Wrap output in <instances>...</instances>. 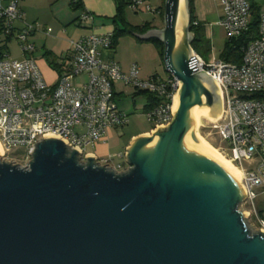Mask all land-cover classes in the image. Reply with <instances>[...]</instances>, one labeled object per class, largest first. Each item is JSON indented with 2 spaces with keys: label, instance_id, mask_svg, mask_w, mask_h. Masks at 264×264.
<instances>
[{
  "label": "water",
  "instance_id": "1",
  "mask_svg": "<svg viewBox=\"0 0 264 264\" xmlns=\"http://www.w3.org/2000/svg\"><path fill=\"white\" fill-rule=\"evenodd\" d=\"M190 21L189 0H165L162 28L132 32L163 43L181 86L173 119L131 138L126 170L57 137L37 141L27 167L0 158V264H264L242 177L188 132L190 113L221 105L194 72Z\"/></svg>",
  "mask_w": 264,
  "mask_h": 264
},
{
  "label": "built area",
  "instance_id": "2",
  "mask_svg": "<svg viewBox=\"0 0 264 264\" xmlns=\"http://www.w3.org/2000/svg\"><path fill=\"white\" fill-rule=\"evenodd\" d=\"M19 1L0 0L1 160L27 167L35 143L45 137H57L79 150L84 161L89 155L84 151L87 145L102 140L108 129L127 123V114L117 109L114 99V85L118 81L156 98V105L145 111L153 129L156 125L166 126L173 119V100L179 93L180 81L172 75L141 78L136 63L123 72L117 62L104 59L103 51L113 46L112 32L70 40L69 49L61 54L58 80L47 82L33 55L36 47L30 40L41 26L25 21ZM128 2L137 9L143 0ZM220 2V24L227 39L238 38L248 31L249 1ZM92 22L93 15L81 9L77 23L91 25ZM50 32L51 28L45 29V33ZM14 40L19 47L18 57L10 56L8 44ZM192 51L198 61V70L194 72L209 75L220 94L219 116L210 122L213 133L220 138L218 149L240 167L241 185L247 195L244 203L254 205L257 198L254 189L264 190V13L258 18V36L247 42L240 63L221 59L207 62ZM82 76L85 80L77 83L76 79ZM18 149L23 150L20 158L14 154ZM98 161L117 172L129 167ZM244 162L250 167H245ZM258 220L264 230V218Z\"/></svg>",
  "mask_w": 264,
  "mask_h": 264
},
{
  "label": "crops",
  "instance_id": "3",
  "mask_svg": "<svg viewBox=\"0 0 264 264\" xmlns=\"http://www.w3.org/2000/svg\"><path fill=\"white\" fill-rule=\"evenodd\" d=\"M71 1H19V8L25 21L37 22L41 26V30L33 34L30 40L34 43L36 50V42L38 44L40 42L38 48L49 53V56L44 55L39 63V68L49 83H55L59 78L61 62L58 61L57 54L61 55L69 49V40H78L92 33L100 35L114 32L119 27L127 29L146 26V31H133V33L143 35L147 30L163 26L165 0H143L137 9L131 8L126 0H78L82 8L93 15L91 25L77 23V17L82 8L72 7ZM248 1L252 7L250 16L252 21L264 13V0ZM119 5L121 7L118 10ZM192 6L195 20L203 30L204 44L209 48L200 56L207 62L219 60L227 42L225 30L220 24L221 2L220 0H192ZM47 28H51L48 34L45 33ZM149 39H141L132 33H124L118 37L117 43L112 48L103 51V58L117 62L123 72H127L130 65L136 63L139 66L141 78L151 76L166 78L170 74L164 68L160 50ZM125 48L130 50L128 54L124 53ZM215 50H217L216 53H213ZM143 52L148 56L146 54L143 56ZM84 80L85 77L82 76L77 78L76 82L80 83ZM135 92L136 89L126 86L121 81L114 85L117 109L127 114V123L108 129L103 139L91 146V151L87 152L89 155H94L100 160H107L111 165L121 163L125 167L127 165L125 148L129 146L131 138L146 132L151 134L153 125L147 120L145 114L147 96L137 95Z\"/></svg>",
  "mask_w": 264,
  "mask_h": 264
},
{
  "label": "trees",
  "instance_id": "4",
  "mask_svg": "<svg viewBox=\"0 0 264 264\" xmlns=\"http://www.w3.org/2000/svg\"><path fill=\"white\" fill-rule=\"evenodd\" d=\"M126 3L128 4V0H126ZM72 7L74 8H82L81 4L77 1L74 2L73 0L71 1ZM120 5L118 6V10L120 9ZM189 8H190V13H191V21H190V31L193 34V40L191 43L192 49L198 53L199 55H203L204 51H207L209 48L204 44L203 41V30L198 22L195 20V15L193 13V6H192V0H189ZM83 9V8H82ZM251 14H252V7H251ZM258 18H254L252 21L250 20L249 24V29L246 31L244 34L239 36L238 38L234 39H227L226 45L224 50L221 53L220 59L229 63H240L242 53H243V48L246 46L247 42L249 40L255 39L258 36ZM147 27L142 26V27H132V28H127V29H122L121 27L117 28L116 31L112 32V40H113V45L117 43V39L119 36H121L124 33H132L133 31H139L143 32L146 31ZM149 41L153 42L160 50V54L163 58V50H164V45L163 43L156 39V38H150ZM1 48V46H0ZM135 94H142L147 96V104H146V110L152 108L154 105H156V98L146 92L143 91H138L136 90ZM255 97L258 95H254ZM257 216L264 218V205L259 206L257 210Z\"/></svg>",
  "mask_w": 264,
  "mask_h": 264
},
{
  "label": "rangeland",
  "instance_id": "5",
  "mask_svg": "<svg viewBox=\"0 0 264 264\" xmlns=\"http://www.w3.org/2000/svg\"><path fill=\"white\" fill-rule=\"evenodd\" d=\"M162 21V20H161ZM161 23V22H160ZM163 23V22H162ZM32 37V36H31ZM43 40V39H42ZM70 41V40H69ZM36 46H37V50L35 49V52H34V57L36 58V62L38 64V66L40 65L39 63L41 62V59L44 55L46 56H49L48 52H46V50L42 49V48H38V45L41 44L39 42V44L36 42ZM9 51H10V56L12 57H16V56H19V47H18V43L14 40V41H11L9 44ZM217 50L213 51V53L215 52L216 53ZM130 52V50L128 48H125L124 49V53L125 54H128ZM148 56L147 53L143 52L142 55L143 56ZM45 56V57H46ZM59 56V57H58ZM61 56L62 55H58L57 54V58H58V61L61 62ZM52 59H50L51 61ZM53 62V61H51ZM52 64V63H51ZM51 83V82H50ZM219 92V91H218ZM221 105L220 106H217V108L215 107L213 109L214 112H217V111H220ZM144 120H145V117H143ZM210 120H208L207 118H204V117H198L197 118V126L198 127V131L200 133V136L203 140V142L211 145L212 147L218 149V144H219V136L215 133H213L214 130L211 129V126H210ZM221 144V143H220ZM225 145V143H223ZM91 146L90 145H87L85 148H84V151L85 153H87L88 151H91ZM219 150V149H218ZM220 151V150H219ZM221 152V151H220ZM15 156L17 158H20L22 157L23 155V150L22 149H18L15 151ZM115 161V160H114ZM113 161V162H114ZM243 165L247 168L250 167V165H248V162H244ZM242 186V185H241ZM254 191L256 192L257 194V198L255 199V203L254 205H250L249 203H241L239 205V208L241 209L242 212H245L246 216H244L245 218V221H246V225L248 226V228L252 231V232H255L257 230H261V224H259V220H258V216H257V210L259 208V206H262L264 205V190H262L261 188H255Z\"/></svg>",
  "mask_w": 264,
  "mask_h": 264
},
{
  "label": "bare ground",
  "instance_id": "6",
  "mask_svg": "<svg viewBox=\"0 0 264 264\" xmlns=\"http://www.w3.org/2000/svg\"><path fill=\"white\" fill-rule=\"evenodd\" d=\"M178 105H179V97H178V95H176L174 97L173 106H172V109H173L174 112H176V110L178 109ZM219 112L220 111L214 112L213 109H211L210 107L206 106V108L203 111L199 112V113H190L189 114V116H190V129H189L188 132L192 133L196 137L197 140H199L206 147H208L213 152H215L216 155L222 161H224L226 164H228L235 172H237L242 177V171H241L240 167H238L236 164H234L229 158L224 156L218 149H216V148L212 147L211 145L203 142V140H202V138L200 136V133L198 131V127H199V126H197V118L198 117H204V118H207L210 121H213L219 116ZM0 152L2 153L1 146H0Z\"/></svg>",
  "mask_w": 264,
  "mask_h": 264
}]
</instances>
